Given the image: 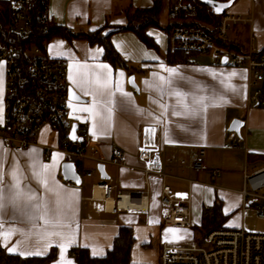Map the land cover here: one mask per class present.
<instances>
[{
    "label": "crops",
    "instance_id": "0c3cea01",
    "mask_svg": "<svg viewBox=\"0 0 264 264\" xmlns=\"http://www.w3.org/2000/svg\"><path fill=\"white\" fill-rule=\"evenodd\" d=\"M153 1L47 0V17L75 35L104 25L103 33H107L126 24L127 10L149 7ZM175 2L161 0L160 26L147 29L158 50L147 47L130 30L111 33V42L127 61L129 70L104 60L102 46L90 44L81 36L73 35L70 40L53 36L45 43L43 52L47 56L66 61V87L71 86L85 98L67 100L65 120L67 130L76 122L77 130L84 134L85 157L68 158L62 151L65 140L61 144L58 132L49 126L43 127L37 144L20 151L7 148L0 141L5 203L9 195L7 186L13 184V170L21 178L25 193L31 190L41 201L49 203L53 210L50 215L56 210L57 197L54 192L46 191L41 181L46 180L47 187L60 195L61 223L55 226L35 218L40 210L32 209L23 196L19 206L22 210L27 208L32 219L11 207L0 212L3 229L18 230L7 239L0 238V245L7 253L43 256L54 249L55 257L43 264H78L77 248H85L91 256H103L112 247L119 228L129 226L133 234L129 264H158L162 244H186L198 239L200 234L195 227L200 226L205 213L215 203L224 216L223 227L244 228V212L251 206L241 205L243 171L264 164V106L249 104L248 96L253 88L248 84L249 72L244 66L222 63L207 53L193 54L188 62L166 61L167 27L179 21L171 15ZM223 14L246 19L228 22L225 38L234 43L235 50L264 46V0H233ZM161 27L166 29L167 49L164 36L157 31ZM173 69L175 72L170 71ZM129 75H133L136 89L129 85ZM4 78V65L0 61V122L5 104ZM103 84L107 87H101ZM176 91L186 94L184 103L189 106L199 108L193 105V97H205L206 103L216 106H208L194 117L174 116L173 110L184 111ZM94 96L96 107L91 112L85 111L92 107ZM109 99L113 103L106 105ZM235 118L243 122L239 133L229 129ZM143 124L156 126L159 173L145 174L138 158L139 131ZM115 148L123 153L120 163L109 161ZM200 149H203L202 166L196 169L193 162ZM65 160L76 161L91 174L87 176L80 171V184H67L60 172ZM98 163L104 164L107 178L100 177ZM214 169L219 173L212 177ZM102 180L113 186L112 197L107 200L94 188ZM163 184L173 190L190 191L192 226L162 225L159 197ZM123 191H141L146 200L145 209L113 212L110 208L114 205L113 197ZM36 251L41 254H29Z\"/></svg>",
    "mask_w": 264,
    "mask_h": 264
},
{
    "label": "built area",
    "instance_id": "2783aa9c",
    "mask_svg": "<svg viewBox=\"0 0 264 264\" xmlns=\"http://www.w3.org/2000/svg\"><path fill=\"white\" fill-rule=\"evenodd\" d=\"M7 17L5 23L6 39L0 41V61L4 65V110L0 122V141L3 146L15 151L37 144L38 136L44 126L57 131L67 117L66 74L67 64L62 58L47 56L38 46L33 53L27 54L26 72L31 77L30 84H24L22 68L17 60L16 40L27 37L33 20L37 0H6ZM44 15L47 17V0H42ZM185 13L191 7L183 0H176L171 11ZM246 20L239 16L223 14L216 28L218 37H225L228 22ZM169 48L186 52L212 54L219 59L225 57V63L244 66L249 72L248 84L252 91L248 96L249 104L264 106V49L237 51L217 44L206 32L174 28L169 34ZM154 129V131H146ZM67 137L62 147L64 154L82 160L84 134L76 130L81 140ZM138 158L142 162L145 174L159 173V145L156 141V126L143 124L139 131ZM203 149L198 150L193 165L202 166ZM123 160L121 150L111 151L109 161L120 163ZM74 162L75 170L89 176L88 170ZM219 173L211 172L212 177ZM67 184H74L65 180ZM104 200L112 197L113 186L107 181L94 184ZM242 207L251 206L257 217L264 218V164L253 170L243 171V188L240 190ZM126 196L129 206L121 207L119 202ZM111 210H141L145 196L141 191H123L115 193ZM163 226L190 227L191 193L189 190H173L163 184L159 197ZM134 206V207H130ZM158 264H264V233L246 231L242 227L215 228L198 239L186 244H168L160 246Z\"/></svg>",
    "mask_w": 264,
    "mask_h": 264
},
{
    "label": "trees",
    "instance_id": "16d2710c",
    "mask_svg": "<svg viewBox=\"0 0 264 264\" xmlns=\"http://www.w3.org/2000/svg\"><path fill=\"white\" fill-rule=\"evenodd\" d=\"M185 4L191 7V11L185 13L183 9L178 12H172L171 15L179 19L171 23L167 27L168 34L174 28L202 31L206 32L213 40L220 45L233 48L234 43L226 40L225 37H218L216 28L222 18V14H216L211 7L206 5L200 0H183ZM44 8L42 7V0H37V4L34 10L31 29L27 37H19L16 40L17 46V60L22 68V77L24 84H30L32 79L26 72V63L28 57L26 51L31 49L32 46H38L42 51L45 49V43L53 36H60L67 40L75 35L72 34L68 28L57 25L46 18H42L44 15ZM161 11V0H154L153 4L149 7L135 8L127 10L126 12V24L116 26L112 31L103 33L105 25L93 30L79 33L75 36H81L88 40L90 44H98L103 48V59L111 63L112 65L122 66L126 69H130L119 54V52L113 46L110 35L114 31L130 30L134 32L137 37L149 48L158 50V44L151 37L147 29L150 26L159 27V14ZM7 17V1L0 0V41L6 39L5 23ZM264 49V46L261 48ZM198 52H186L181 49L168 48L166 53V61L170 64L188 62L193 54ZM67 124L63 123L59 125L57 132L59 141L63 144L67 137ZM224 216L221 213V209L218 203L205 213L200 226L195 227L200 235L207 233L208 231L220 228ZM133 243L132 229L129 226H121L117 235L114 237L112 247L107 250L103 256H91L85 248H77L75 257L78 264H129L130 248ZM55 257V250L51 249L46 255L43 256H28L22 257L17 254L7 253L0 245V264H43Z\"/></svg>",
    "mask_w": 264,
    "mask_h": 264
},
{
    "label": "snow or ice",
    "instance_id": "6c2138e0",
    "mask_svg": "<svg viewBox=\"0 0 264 264\" xmlns=\"http://www.w3.org/2000/svg\"><path fill=\"white\" fill-rule=\"evenodd\" d=\"M107 67V66H104ZM172 72H175V70H170ZM99 83V81H97ZM168 83H171V81H168ZM101 87H107V84L101 85ZM123 95L127 96V93H123ZM175 95L180 99L182 106L184 108V111H176L173 110L171 113L174 116H181V115H191L196 116L200 110H203L204 108L208 106H216L214 103L209 105V103H206L207 98L201 97L196 98L193 97V105H199V108L195 106H189L187 103H184L185 100V93H182L180 91H176ZM113 103L111 99L105 102L106 105H109ZM96 107V99L95 96L93 97V105L91 108L84 109L85 111H93V109ZM161 107H165L161 105ZM107 111L109 112V115L111 114V108L108 107ZM99 114V113H96ZM146 131H154V129H147ZM47 168L48 166H44ZM13 184L10 186H7L9 195L7 196V203H5V195H4V186H3V173L0 172V212H3V210L6 207H11L14 212H21L22 215L28 217L29 219H32L31 213L25 209H21L19 206V201L21 200V197L23 196L28 204L31 206L32 209L40 210V215L38 217H35L37 219H41L44 221L45 224H52L53 226L58 225L61 223L60 219V212H59V206H60V195L58 192H55L53 189H50L47 187V181L42 180L41 183L45 186L46 191H52L56 195L57 199L55 201L56 204V210L53 214L50 215V213L53 212L52 209L49 208V203L47 201H41L39 197L35 195V193L31 192V190H28L27 193H25L24 188L21 185V178L17 175L16 170H13L11 173ZM4 221L0 220V238L7 239L9 236L14 234L17 229L8 228L6 230L3 229ZM175 231V230H172ZM49 235H58V233H49ZM23 254V253H21ZM34 255H40L41 253L39 251H36L34 253H29Z\"/></svg>",
    "mask_w": 264,
    "mask_h": 264
},
{
    "label": "water",
    "instance_id": "95a60500",
    "mask_svg": "<svg viewBox=\"0 0 264 264\" xmlns=\"http://www.w3.org/2000/svg\"><path fill=\"white\" fill-rule=\"evenodd\" d=\"M203 3H205L206 5H208L209 7L212 8V10L216 13V14H222L233 2V0H200ZM220 61L222 63H225V57H222L220 59ZM128 83L130 86H132L133 88H137L136 84L133 81V75H129L128 76ZM66 97L67 100L69 101H84L85 98H83L82 96H80L71 86H67L66 88ZM243 124L242 120L240 119H233L230 122L229 125V129L233 130L237 133H239V128L240 126ZM76 130H77V123L76 122H72L69 132H68V137L70 139H77V140H81L80 137L76 136ZM97 169L99 171L100 177L101 178H107V174L105 173L104 170V164L103 163H98L97 164ZM62 178L64 180H71L73 183H75L76 185H79L81 182V177L78 174V172L75 170V166H74V162L71 160H65L61 163V169H60Z\"/></svg>",
    "mask_w": 264,
    "mask_h": 264
},
{
    "label": "rangeland",
    "instance_id": "374dc122",
    "mask_svg": "<svg viewBox=\"0 0 264 264\" xmlns=\"http://www.w3.org/2000/svg\"><path fill=\"white\" fill-rule=\"evenodd\" d=\"M163 19V16L160 17ZM163 22V20H162ZM164 23V22H163ZM158 33L164 36V47L167 49V39H166V29L165 27H161L157 29ZM160 47V45H159ZM26 53L32 54L33 53V46L31 49H28ZM73 159H76L75 157ZM242 186V185H241ZM243 226L246 231L249 232H256V233H264V218L257 217L255 211L252 207H248L244 212L243 218Z\"/></svg>",
    "mask_w": 264,
    "mask_h": 264
},
{
    "label": "bare ground",
    "instance_id": "6f19581e",
    "mask_svg": "<svg viewBox=\"0 0 264 264\" xmlns=\"http://www.w3.org/2000/svg\"><path fill=\"white\" fill-rule=\"evenodd\" d=\"M111 201V200H110ZM109 201V202H110ZM109 204H111V202L109 203ZM119 205L121 206V207H125V206H129V204H128V200H127V198H126V196H123L122 197V199H121V201L119 202ZM109 206H112V205H109ZM141 206H146V200H145V198L143 199V203H142V205ZM130 207H134V206H130ZM111 208V207H110Z\"/></svg>",
    "mask_w": 264,
    "mask_h": 264
}]
</instances>
